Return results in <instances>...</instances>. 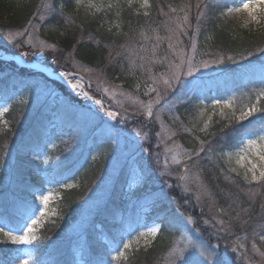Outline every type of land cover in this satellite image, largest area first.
<instances>
[{
	"label": "trees",
	"instance_id": "16d2710c",
	"mask_svg": "<svg viewBox=\"0 0 264 264\" xmlns=\"http://www.w3.org/2000/svg\"><path fill=\"white\" fill-rule=\"evenodd\" d=\"M186 1L151 0L152 7L147 9L150 15L146 17L143 15L145 10L139 9L138 4L129 8L123 4V0L121 8L105 9L102 12H95L94 9L89 10L86 7L76 11L74 0H0V9L6 13L5 22L0 23V33L6 30L21 31L31 20L37 24L40 36L55 45L64 56H69V53L75 51L76 61L92 68L112 85L145 100L146 96L143 94L145 85L151 81L147 72L138 66L144 64L153 72H160L166 65H160L155 61L169 56L166 39L160 40L155 53L152 52L153 46L157 44L155 32L159 29V35L166 36L163 32L165 22L161 9H168L169 5L179 7ZM239 1L209 0V8L200 20L201 33L196 37L199 58L223 54L234 55L240 59V53L264 46V29L240 28L230 22L228 17L221 15L222 11L237 5ZM45 2L53 5L55 11L44 8L41 11ZM61 8L64 9L63 13L60 11ZM137 10L141 15H136ZM90 12L95 14L91 15ZM37 13H43L46 20L41 22L37 18ZM118 13H122V16ZM191 22L194 28L196 19L193 17ZM117 23L121 25L119 30L115 27ZM110 27L112 32H108ZM144 31L148 32L150 39L143 40L140 33ZM180 39L183 40V45L189 42L185 36H180ZM124 44L129 45L132 51L124 52L120 47ZM177 46L179 45H176V48ZM110 51L113 56L117 51H121L122 56L110 62ZM259 55L257 53L252 57L256 59ZM140 57L147 59L141 60ZM69 60L72 61V57ZM133 60L135 65L131 64ZM241 68L246 71L250 69L249 66ZM232 70L229 78L224 81L211 80L210 83L202 84L203 92L199 95L205 98L206 103L212 98L235 97L242 103L248 100L247 104L254 100L252 90L259 86L260 80L240 77L236 75L239 70L234 68ZM41 81H43L41 77L26 71L15 62L0 60V103L4 102L10 109L4 114V120L8 122L10 130L6 133L0 132V203L7 206L11 212L12 205L19 200L31 202L33 191L42 184L45 187L43 174L49 171L48 177H53L56 181L58 197L53 204L56 215H52L39 232L41 242L35 244L37 261L41 264H76L80 253V259L84 260V264H101L108 259L106 245L110 238H118L122 229L128 228L129 225L136 227L141 226L143 221L155 220L158 210H147L142 206V202L138 203L135 198L122 195L120 190L122 179L115 188L113 182L110 184L102 202L93 200L98 199V186L110 172L115 145L107 140L101 120L97 116H92L90 111L93 110L92 107L67 90L59 91L56 96L49 99H36V90L43 85ZM136 84L140 85L139 91L136 90ZM192 99L195 100V97ZM177 114L184 126L191 127L196 121L192 104L179 105ZM210 114L211 109L206 112V116ZM99 116L102 115L99 113ZM258 117L257 115L252 119L251 125L245 121L241 132L252 131L251 138L263 133L264 122ZM161 118L164 129L158 122L147 127L142 126L139 123L143 119L141 117L127 125H120L121 135L128 141H134L132 129L135 127L141 133L148 131L150 140L155 145L160 141L156 133H160L164 137L163 141H160V148L156 149L153 146L152 150L161 153L165 144L171 141L167 137L172 131H176L178 135L172 137V141L185 149L198 147L191 135L180 132V121H174L167 111L162 113ZM218 118L213 116V121ZM20 124L22 131L16 134L14 128ZM9 125L14 128L11 129ZM125 130H129L127 134L130 135V140L126 137ZM246 138H241L239 134L229 136L227 141L216 146L217 151L226 148L233 153L238 152L243 145L242 139ZM121 150L118 154L131 163L134 157L126 154L124 146ZM37 152L40 154L39 159L33 155ZM43 155L49 157L47 169L41 160ZM139 155L138 152L135 153L136 157ZM8 157L15 159L13 164H9L14 173L7 180L4 167L9 162L4 160ZM230 166H236L234 157L231 165L222 159L211 166L204 161H201L200 167L190 166L198 171L199 176L207 184L217 206L224 207L229 212H231L229 205L235 207L234 200L243 201L244 206L247 205L248 193L246 190L248 185L239 178H237L239 187L224 181L218 169ZM175 169L176 167L169 166L172 177L168 182L183 185L182 181H177L174 177ZM22 180L31 187H25ZM64 181L79 184V187L65 189L62 186ZM179 191L176 189L172 195H177ZM188 195L192 203L183 204L181 200V211L186 215L201 218L200 209L203 207L205 212L206 203L201 199L197 204L195 200L197 194L193 192H189ZM173 211L174 209H169L168 215L171 216ZM256 211H259V208H256ZM176 238L177 234L173 230L163 231L147 250L140 246L141 250L136 253L134 262L121 261L120 264H161L170 242ZM18 249H23V246L0 244V264L16 262ZM221 250L223 251V248Z\"/></svg>",
	"mask_w": 264,
	"mask_h": 264
},
{
	"label": "snow or ice",
	"instance_id": "6c2138e0",
	"mask_svg": "<svg viewBox=\"0 0 264 264\" xmlns=\"http://www.w3.org/2000/svg\"><path fill=\"white\" fill-rule=\"evenodd\" d=\"M75 10L79 11L80 8L86 7L89 10L94 9L95 12H102L105 9L111 10L113 8H121V0H74ZM123 4L131 8L134 4H138L139 9H144V16H149L150 12L147 9L152 7L151 0H123ZM260 5L259 14L256 10V5ZM49 11H55L53 5H45ZM191 4H186L183 7H171L170 12L175 14L178 11L183 13L182 17L176 18V29L169 28L171 33L166 39L169 41L168 47L175 51V46L171 41L175 37L176 45L180 46L179 51H175L177 59L169 60L167 56L155 61L160 65H165L163 71L153 72L151 68H146L144 64L138 67L148 74L150 84L145 85L144 95L149 99L144 101L137 98H132L125 92L120 95L127 96L132 100V106L135 111L129 113L125 108L124 112L109 110L105 107L102 100L95 99L83 87V77L77 79L79 72L91 74L93 69L79 64L75 60V51L69 53L72 57V64L77 68V72L60 71L58 75L63 78L66 83L76 91L84 101H92L98 106V110H91L92 116H97L102 122V128L106 134V138L115 145L113 153L112 171L109 173L113 177V188L116 184H120L121 194L130 198H135L138 203L142 202V206L150 211H157L156 219L150 226H145V230H141L138 225L124 228L119 237L110 238L106 245L109 256L106 261L101 264H120L121 261H133L136 253L141 250V241H143V248L147 250L155 238H157L163 231L173 230L177 234V238L171 241L166 252L165 264H242L247 262L251 264L248 252L243 248V245L234 247L228 237H239L234 231L235 227L247 232L251 229L252 235V250L257 249L256 241L264 242V200L257 202L255 197L260 194L257 190L249 187L247 206H244L243 201H233L235 207L229 205L231 212L227 211L224 207L216 208V213L208 218H202L204 209L201 207V218L194 217L193 215H186L181 211V200L183 204L191 205L192 201L189 197L190 190L180 183H169L168 179L172 177V171L169 170V163L178 166L181 173L176 176L177 181H187L190 166L200 167L201 161L206 162L209 166L218 163L220 160H225L231 165L233 157L235 158V165L228 168H219L220 175L226 183L239 187V178L243 183L248 186L258 185L264 188V135H259L258 138H251L252 131L241 132L244 127V122L247 121L249 125L253 123L252 118L256 114H260L258 119L264 122V64L260 66V82L259 86L252 90L254 100L249 104L237 109L233 105L235 97L227 99L212 98L208 103L205 98L199 95L203 92L202 86V73L214 65L222 66L226 63H241L248 61L249 57L255 56L257 52L264 55V46H257L256 50H246L245 53H240V60L237 61L234 55L217 54L216 58L212 60H197V42L196 37L201 33L200 20L205 16L206 10L209 8L208 0H198L195 5L196 11V25L193 28L190 15ZM247 11L248 18L245 20L244 26L254 24L264 29V0H248L244 2L241 0V5L238 7L227 8L222 11L223 17L231 16L233 13L240 11ZM63 13L64 9H60ZM91 15L95 13L90 12ZM122 16V13H118ZM136 15H141L139 10ZM37 17L41 22L46 20L43 13H37ZM223 21L221 27H223ZM115 27L119 30L121 25L117 23ZM38 30V26L31 20L28 21V26L24 27L21 31H9L6 34V39L14 44L17 40L20 43L18 47L27 45L31 51H21L20 57L27 58L29 56H42L45 49L51 48L56 51L55 45L46 44L44 41H35L34 34ZM189 30L191 35H189ZM112 32V28L108 29ZM179 32V35H177ZM143 40H148V32L140 33ZM180 36L188 38L191 54L183 46V40ZM26 37V39H20ZM157 44L153 46L152 52L155 53L156 48L159 46L161 40L160 35L157 33L155 36ZM99 43V41H97ZM124 52H131L132 49L129 45L124 44L120 46ZM142 47V46H141ZM122 56L121 51H117L115 56L109 52L110 62L116 57ZM141 60H146V57H140ZM56 62V58H53ZM135 65V61H131ZM51 75V73H49ZM140 85L136 84V90L139 91ZM78 90V91H77ZM105 93L114 95L115 90L107 87L103 89ZM154 94V95H153ZM195 97V100L192 99ZM23 102V101H21ZM181 104H192L196 121L192 123L191 127L184 126L183 121L180 120L177 114V108ZM119 107L124 108L122 104ZM211 109V114L206 116V112ZM10 109L6 106L0 109V117H3ZM167 111L174 121H180V132L189 134L196 141L198 147L191 149H184L180 144L173 143L171 146L165 144L163 163L160 164L161 153L153 151V146L156 149L160 148V141L164 137L160 133H156L160 137L155 145L150 140L148 131L141 133L137 128L132 129L134 141H127L122 137V128L120 125H127L129 122L143 118L139 123L147 127L149 124H154L156 121H161L160 113ZM102 111L103 116H99ZM218 119L213 121V116ZM104 117L107 119L105 120ZM86 118H90L87 117ZM198 121V122H197ZM114 122V123H111ZM163 122L161 121V125ZM239 125V127H237ZM8 122L2 121L0 132L6 133ZM199 133L200 135H196ZM239 134L242 139L243 147L239 152L233 153L226 148H221L217 151L216 146L223 141H227L229 136ZM178 135V132L172 131L167 137L169 140ZM201 136L203 138H201ZM211 137V138H209ZM129 149V156H133L131 163L123 159L120 153L121 147ZM254 154L260 163H256L249 159V156ZM139 153L138 157L135 153ZM169 153L172 155L169 157ZM36 159H39V153L33 154ZM43 163H48V157L45 156ZM240 169H243L241 172ZM234 174V175H233ZM25 187H31L22 180ZM65 189L78 188L79 184L69 183L64 181L62 184ZM179 189L177 195H172L173 191ZM47 193V194H45ZM58 194L53 193L51 189L45 188L43 184L36 188L32 193V201L19 200L12 205V211L3 203H0V244L11 243L13 245L31 246L35 243H40L38 231L42 229L51 215H56L55 211L49 207L50 202L57 198ZM177 197H180L178 199ZM196 203L199 204L201 194L195 197ZM257 204L259 211H256ZM180 205V206H177ZM215 206V200H212L208 205V211L211 213ZM174 209L171 216L168 215V210ZM227 216L228 219L223 217ZM203 228V231H202ZM204 232H207L205 237ZM216 241V242H213ZM220 241H224L221 245ZM223 248V251L221 250ZM19 255L16 257V264H34L33 251L31 248L18 249ZM239 252V255L237 253ZM114 253V255L112 254ZM264 257V253H261Z\"/></svg>",
	"mask_w": 264,
	"mask_h": 264
},
{
	"label": "rangeland",
	"instance_id": "374dc122",
	"mask_svg": "<svg viewBox=\"0 0 264 264\" xmlns=\"http://www.w3.org/2000/svg\"><path fill=\"white\" fill-rule=\"evenodd\" d=\"M197 2H198V0H187L185 4L179 6V7H183L186 4H191L192 5L191 15H190V19L191 20H192L193 17L194 18L196 17L197 9L195 8V5H196ZM208 2H209V0H208ZM244 2H248V0H244ZM45 5H48V2H45L42 5V7L40 9L41 11H42L43 8L46 9ZM240 5H241V0L239 1V3L237 5H233L231 7H238ZM179 7H177V8H179ZM259 9H260V5L257 4L256 5V10H257L258 14H259ZM161 15L164 18V22H165L164 25H165V30L166 31L164 30L163 32L166 33V36H161V35L160 36H161V40L164 41V39H166V37L171 34L168 31V29L169 28L176 29V18L177 17H182L183 13L178 11L177 13L173 14V13L170 12L169 8L168 9L164 8V9H161ZM248 15L249 14H248L247 11H243L242 10L240 12L233 13L231 16H227V17H228V20L230 22H232L234 25H236V26H238L240 28L249 29V28L252 27L253 29H261L258 25H254V24L248 25L247 27L244 26L245 20L248 18ZM5 19H6V13L0 9V23L5 22ZM158 31H159V29L155 32V34H154L155 36H156L157 33L160 34ZM7 32H9V30H6L3 33H0V52H3L4 54H10V55L18 56L19 53H20V50L21 51H31V49L26 44L23 45V47H18L17 44L20 43V40H17L16 44L8 41L6 39ZM13 32H15V31H13ZM177 35H179V32H177ZM20 39H26V37H22ZM41 40L44 41L46 44L52 45L49 42H47L46 39L42 38V36H40L39 31L37 30L35 32V34H34V42L35 41H41ZM167 42L169 44L168 40H167ZM171 43H173V45L176 48L175 37L173 38ZM188 45H189V42L187 44L185 43L183 46H184L185 49L188 50L189 54H191L190 48H188ZM176 49H175V51H179L180 50V46H177ZM175 51H173L172 49H169V51H168L169 56H167L169 60L177 59V57L175 55ZM216 56L217 55H214L212 57L205 56V57L199 58L197 56V54H196V59L198 61L201 60V59L210 61V60L216 58ZM259 56L256 59L253 58V57H249V60L251 61V63H249L248 61H244V62H241V63H226L225 65H222V66L214 65L213 67H211V68H209L207 70H203V73H202V84L210 83L211 80L214 81V82H219V81H224V80L228 79L229 78V74L233 71L232 68H234L235 70H239V72H236V75H238L240 77L254 78V79L257 78L256 80H260V71L259 70H260V66L262 64H264V55L260 54ZM53 58H56V62L55 63L53 62ZM69 59H70V57L67 56V55L64 56V54L62 52H60L57 47H56V51L55 52L51 48H49V49H45V51H44L42 56H29V57L25 58L27 63H29V64L30 63H32V64H35V63L37 64L38 63L39 65L44 66L48 70H51L52 71L51 73L53 75H56V77L51 78V76H49L48 74H45V73H43L41 71H38L36 69L23 67V69H25L26 71L34 73L36 76H38L39 78L41 77L42 80H43V81H41V82H43L42 83L43 84L42 87L38 88L36 90V97L35 98L36 99H40V100L45 99V98L49 99L51 97L56 96L57 92H59V91L60 92H62V91L65 92V90H67L72 95H74V96L78 97L79 99H81L88 106L92 107V109L94 111H97L98 107H94L92 102H90V101H84L80 96L77 95L76 91H74L66 83V81L58 75V73L60 71H72L74 73L77 72V68L73 67L72 62ZM236 59H237V61L240 60L238 58H236ZM166 63H165V65H166ZM79 64H81V63H79ZM244 66H249L250 69H248L246 71L244 68H241V67H244ZM80 77H83L82 83H83L84 89L86 91H88L89 94L92 95L95 99L102 100V102L105 105V107L108 108L109 110L118 111V112L123 113L124 109L126 108L129 113L135 111V107L132 106V100L128 99L127 96L120 95V93L123 91V92L127 93L129 96H131L132 98H137V97H135L134 95L130 94L127 91H124L120 87L112 85L108 81L104 80L102 78V76H100L97 72L93 71L91 74L84 73V72H79V75L76 78L79 79ZM105 87L109 88L110 91L114 89L115 90V94L114 95H109L108 93H105L103 91V89ZM228 98H230V97H228ZM139 99L143 100L141 98H139ZM148 99H149V97L146 96L144 101H146ZM225 99H227V98H225ZM247 102H248V100L245 101V103L244 102L242 103L241 101L239 102V100L234 99L233 100V105H234V107L239 109L240 107H243V106L247 105ZM120 104H122L124 106V108L119 107ZM6 106L8 107V105L5 104L4 102L0 103V109H3ZM165 111H163V112H165ZM163 112L160 113V116L162 115ZM99 113H100V115L103 116L102 111H100ZM257 115L259 116L260 114H256V116ZM4 118H5L4 116L0 117V123H2V121H4ZM104 119L106 120L107 118L104 117ZM161 121H162V118H161ZM161 121H156V122L161 124ZM111 123H114V122H111ZM121 126H123V125H121ZM9 127L11 129L14 128L11 125H9ZM162 128L164 129L163 125H162ZM21 131H22L21 124L14 128V132L16 134L21 132ZM125 131H126V134L129 133V132H127L129 130H125ZM260 135H264V132L261 133ZM126 137L129 138V140L131 139L130 135H128V134H127ZM254 138H258V136L254 137ZM172 140L173 139H171V141L168 142V144H167L168 146H171L173 143H177V142L172 141ZM51 146H53V144ZM243 146L244 145H242V147ZM125 151L127 152L126 154L129 153V149L127 147H125ZM239 151H240V149L238 150V152ZM168 155L170 157L172 154L169 153ZM45 156L48 157V155H43L41 157L42 161H43ZM163 157H164V147L161 150V159L159 161L160 164L163 163ZM14 159H15V157H11V158L8 157L7 159L4 160L5 162H9V163H6V165H5L6 167H4V173H5V177H6L7 180L14 173L12 167H9L10 163L13 164ZM249 159L255 161L256 163H260L259 160L257 159V157L254 154V150H253V154L249 156ZM48 162H49V157H48ZM169 166L176 167L175 173H174V177L176 178L177 174L181 173V169L178 166H176L174 164H171V162L169 163ZM44 168L45 169L48 168L47 164H44ZM111 171H112V167H110V172L109 173H111ZM240 171L242 172L243 169H240ZM48 173L50 174L49 171H46L43 174L44 177H45V188L51 189L53 191L54 195H55V194H57V191L55 189L56 181H54L55 179L53 177H51V178L48 177ZM109 173L104 178V180L102 181V184H99V186H98V189H97L98 199H96V198L93 199V200H96L95 202L99 203V202H102L105 199L104 196L108 192V190L110 188V184L113 182V177H111L109 175ZM187 175H188L187 181H182L184 187L188 188L190 190V192H193L195 194H201V199H203V202L206 203L205 212H204L203 218H208L209 216L215 214L216 213V208H218L217 203L215 201V206L213 207V210L210 213L208 211V205H209V203H211L212 200H215V199H214V196H213L212 192L210 191L209 187L207 186V184L199 176L198 171L196 172L195 168L190 167L189 173ZM249 187H252L253 189L257 190L260 193V194H258L255 197L257 202H259L261 200H264V188H260L258 185H252V186H246V190H248ZM243 192H244V190H243ZM45 194H47V193H45ZM246 197H247V201H248V193H246ZM56 199L57 198H54L49 204V207L52 208L53 210H54L53 204L55 203ZM245 206H247V205H245ZM257 208H259L258 204H257ZM186 211L188 212V210H186ZM189 214H190V212H189ZM223 218L226 219V220L228 219L227 216H225ZM153 221L154 220L143 221V223L140 226L141 230H145V226H150ZM40 230L38 231V235H39ZM202 230H203V228H202ZM234 231L236 232V235L239 237V239H236V237H228L227 238L229 241L232 242L233 246L239 248L240 245H243L244 247L240 248L239 250L240 251H244L245 249L247 250L248 256L250 257V260H251V264H264V257L261 256V253H264V242H261V241L257 240L256 243H257V249L258 250L254 251L251 248L252 239H253L252 235H251V229H249L247 232H245L244 230L240 229L239 227H235ZM204 235L206 236L207 232H204ZM213 242H216V241H213ZM220 243H221V245H223L224 241H220ZM35 244H33L31 246H25V245H22V246H23V249H26V248H31L32 249L33 257H34V264H41L39 261H37L36 245ZM141 246H143V241H141ZM78 254L80 255V253H78ZM79 255H78L79 260H78V262L76 264H84V260H81ZM237 255H239V252L237 253ZM165 257H166V255L164 256V258H162L161 264H165ZM11 264H16V262H12ZM113 264H116V262H113ZM242 264H247V262H242Z\"/></svg>",
	"mask_w": 264,
	"mask_h": 264
},
{
	"label": "water",
	"instance_id": "95a60500",
	"mask_svg": "<svg viewBox=\"0 0 264 264\" xmlns=\"http://www.w3.org/2000/svg\"><path fill=\"white\" fill-rule=\"evenodd\" d=\"M0 59H3V60L8 61V62L13 61V62L17 63L20 67L36 69V70L41 71V72L48 74V75H49V73L52 72L51 70H48L47 68H45L42 65H39L38 63L37 64L36 63L35 64L27 63L25 58L20 57L19 55L15 56V55L4 54L3 52H0ZM49 76H51V78L56 77V75H53L52 73ZM90 102H92V101H90ZM92 104L94 107H98L93 102H92Z\"/></svg>",
	"mask_w": 264,
	"mask_h": 264
}]
</instances>
